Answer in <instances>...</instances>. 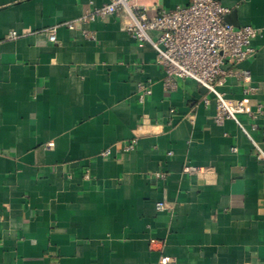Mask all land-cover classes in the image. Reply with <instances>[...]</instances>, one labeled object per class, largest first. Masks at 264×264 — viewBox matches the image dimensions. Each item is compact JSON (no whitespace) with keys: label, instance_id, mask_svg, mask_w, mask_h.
<instances>
[{"label":"crops","instance_id":"1","mask_svg":"<svg viewBox=\"0 0 264 264\" xmlns=\"http://www.w3.org/2000/svg\"><path fill=\"white\" fill-rule=\"evenodd\" d=\"M108 1L0 0V264H264V159L233 119L216 123L205 86L165 89L124 10L66 25ZM137 1L150 14L189 2ZM219 1L227 22L260 30L238 67L264 100V0ZM219 89L243 97L237 76Z\"/></svg>","mask_w":264,"mask_h":264},{"label":"built area","instance_id":"2","mask_svg":"<svg viewBox=\"0 0 264 264\" xmlns=\"http://www.w3.org/2000/svg\"><path fill=\"white\" fill-rule=\"evenodd\" d=\"M121 10L125 11L128 19L125 28L139 41L149 40L155 47L156 63L165 71V89H176L179 78L194 79L205 86L216 103V123L223 124L227 119H233L252 140L258 158L264 159V150L252 135V130L260 128L257 120L264 115V100L256 99L262 86L252 83L248 68L238 67L255 55L253 40L259 35V28L252 25L235 26L227 22L225 15L229 8L219 0H189L187 4L165 9L159 14H150L148 8L137 0H109L66 22V25L75 29L82 24L119 14ZM150 30H158L159 38L152 39ZM56 33L57 27H53L49 36L54 42L57 41ZM85 34L95 38L93 32L86 31ZM18 36L14 30L9 35L10 38ZM228 76H237L242 82V98H230L219 89ZM139 91L143 99L152 89L147 84H140ZM203 99L206 103L212 100L207 94ZM241 115H246L252 121L250 128L242 121ZM137 142L138 138L134 137L123 148L133 150ZM110 154V148L100 152L101 156ZM89 173L87 171L86 176ZM157 176L164 178L165 174L157 173ZM157 208L170 210L172 206L163 200L157 202ZM166 261L167 258H163V262Z\"/></svg>","mask_w":264,"mask_h":264},{"label":"water","instance_id":"3","mask_svg":"<svg viewBox=\"0 0 264 264\" xmlns=\"http://www.w3.org/2000/svg\"><path fill=\"white\" fill-rule=\"evenodd\" d=\"M204 90H207V88L205 87V89Z\"/></svg>","mask_w":264,"mask_h":264}]
</instances>
